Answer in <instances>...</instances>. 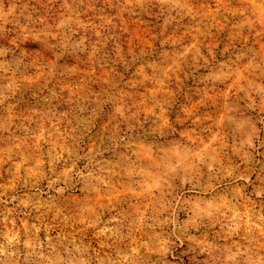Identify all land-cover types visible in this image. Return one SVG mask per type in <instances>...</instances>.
Listing matches in <instances>:
<instances>
[{"label": "rangeland", "instance_id": "374dc122", "mask_svg": "<svg viewBox=\"0 0 264 264\" xmlns=\"http://www.w3.org/2000/svg\"><path fill=\"white\" fill-rule=\"evenodd\" d=\"M0 264H264V0H0Z\"/></svg>", "mask_w": 264, "mask_h": 264}]
</instances>
